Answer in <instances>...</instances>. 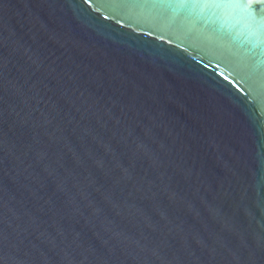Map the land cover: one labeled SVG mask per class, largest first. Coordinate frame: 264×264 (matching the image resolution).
<instances>
[{
  "label": "water",
  "instance_id": "1",
  "mask_svg": "<svg viewBox=\"0 0 264 264\" xmlns=\"http://www.w3.org/2000/svg\"><path fill=\"white\" fill-rule=\"evenodd\" d=\"M0 264H264V2L0 0Z\"/></svg>",
  "mask_w": 264,
  "mask_h": 264
},
{
  "label": "snow or ice",
  "instance_id": "2",
  "mask_svg": "<svg viewBox=\"0 0 264 264\" xmlns=\"http://www.w3.org/2000/svg\"><path fill=\"white\" fill-rule=\"evenodd\" d=\"M212 2H217V0H212ZM229 2H232V0H229ZM261 2H264V0H261ZM258 5H254L252 8H250L248 11L250 13H255V11L257 10Z\"/></svg>",
  "mask_w": 264,
  "mask_h": 264
}]
</instances>
